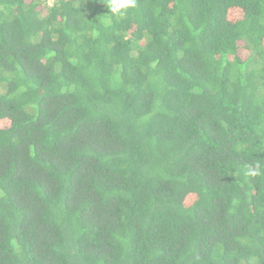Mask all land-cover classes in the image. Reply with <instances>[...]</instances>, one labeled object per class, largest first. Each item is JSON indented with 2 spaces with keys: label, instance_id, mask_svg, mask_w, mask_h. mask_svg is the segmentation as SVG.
I'll list each match as a JSON object with an SVG mask.
<instances>
[{
  "label": "trees",
  "instance_id": "16d2710c",
  "mask_svg": "<svg viewBox=\"0 0 264 264\" xmlns=\"http://www.w3.org/2000/svg\"><path fill=\"white\" fill-rule=\"evenodd\" d=\"M0 264H264V0H0Z\"/></svg>",
  "mask_w": 264,
  "mask_h": 264
},
{
  "label": "clouds",
  "instance_id": "9594fccd",
  "mask_svg": "<svg viewBox=\"0 0 264 264\" xmlns=\"http://www.w3.org/2000/svg\"><path fill=\"white\" fill-rule=\"evenodd\" d=\"M136 7V0H107V8L113 15H123L128 9ZM260 174L258 165L248 166V175L256 176Z\"/></svg>",
  "mask_w": 264,
  "mask_h": 264
},
{
  "label": "rangeland",
  "instance_id": "374dc122",
  "mask_svg": "<svg viewBox=\"0 0 264 264\" xmlns=\"http://www.w3.org/2000/svg\"><path fill=\"white\" fill-rule=\"evenodd\" d=\"M234 15L238 17L240 15V13L238 12V13H235Z\"/></svg>",
  "mask_w": 264,
  "mask_h": 264
}]
</instances>
